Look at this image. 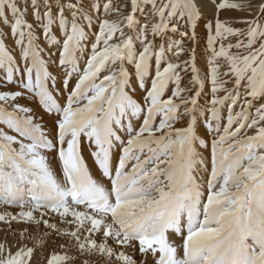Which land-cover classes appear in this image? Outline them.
I'll return each mask as SVG.
<instances>
[{"label": "snow or ice", "instance_id": "obj_1", "mask_svg": "<svg viewBox=\"0 0 264 264\" xmlns=\"http://www.w3.org/2000/svg\"><path fill=\"white\" fill-rule=\"evenodd\" d=\"M0 207V264H264V0H0Z\"/></svg>", "mask_w": 264, "mask_h": 264}, {"label": "rangeland", "instance_id": "obj_2", "mask_svg": "<svg viewBox=\"0 0 264 264\" xmlns=\"http://www.w3.org/2000/svg\"><path fill=\"white\" fill-rule=\"evenodd\" d=\"M125 0H120V3H124ZM233 2H246V0H233ZM244 14L239 11H230V12H221V19H227V18H243ZM10 211V209H8ZM5 211L3 207H0V212ZM3 226L0 225V229H2ZM5 239L4 232L0 230V242H2ZM8 239H11V236L8 237Z\"/></svg>", "mask_w": 264, "mask_h": 264}]
</instances>
